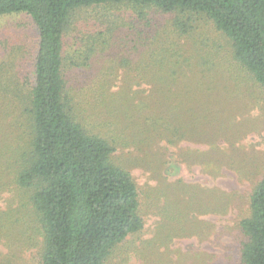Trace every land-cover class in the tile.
<instances>
[{
  "label": "trees",
  "instance_id": "obj_1",
  "mask_svg": "<svg viewBox=\"0 0 264 264\" xmlns=\"http://www.w3.org/2000/svg\"><path fill=\"white\" fill-rule=\"evenodd\" d=\"M15 14L33 20L38 41L31 67L15 41L0 47V194H15L0 211V241L14 248L0 264L29 248L33 215L45 235L40 264H112L131 238L116 261L128 264L144 252L139 188L115 161L121 135L103 128L120 133L127 121L152 150L172 143V115L182 125L190 118L200 136L188 105L208 81L185 70L199 64L185 45L208 47L200 29L210 26L230 55L206 60L235 63L264 95V0H0V18ZM237 231L236 264H264V177Z\"/></svg>",
  "mask_w": 264,
  "mask_h": 264
},
{
  "label": "rangeland",
  "instance_id": "obj_2",
  "mask_svg": "<svg viewBox=\"0 0 264 264\" xmlns=\"http://www.w3.org/2000/svg\"><path fill=\"white\" fill-rule=\"evenodd\" d=\"M124 20L131 21L132 16L126 14ZM200 31L208 39V47L188 42L185 45L188 55L199 63L185 70L208 81L206 96L197 99L196 105H188L192 125L201 127L200 136H192L187 129L190 118H185L186 124L182 125L172 115V143L162 140L152 150L140 140L135 125L129 127L127 121L120 133L117 127L103 128L106 137L121 135L122 149L116 151L115 161L133 175L139 188L144 228L136 245L144 252L141 257H132L128 264H236L237 225L247 215L254 185L264 177V95L235 63L221 67L211 58L206 60L216 52L221 58L229 57L230 48L211 26ZM0 36L8 39L0 47L15 41L21 46L17 56L24 59L27 55L26 64L31 67L30 52L38 41L33 20L26 14L2 17ZM131 52L126 51L128 55ZM209 88H215V93H208ZM10 190L6 188L0 194L2 212L15 199ZM31 237L29 248L23 249L14 264H40L45 235L35 215ZM168 238L169 242H165ZM7 240L4 237L0 241V259L9 258L14 249L6 245ZM150 240L157 245L144 247V242ZM125 246L115 251L112 264H119L116 261Z\"/></svg>",
  "mask_w": 264,
  "mask_h": 264
}]
</instances>
